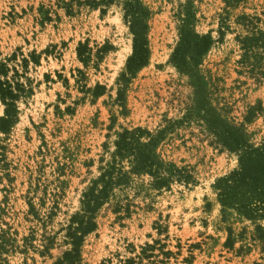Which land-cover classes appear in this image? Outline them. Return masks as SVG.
Segmentation results:
<instances>
[{"label":"rangeland","instance_id":"1","mask_svg":"<svg viewBox=\"0 0 264 264\" xmlns=\"http://www.w3.org/2000/svg\"><path fill=\"white\" fill-rule=\"evenodd\" d=\"M93 1L0 0V63L32 90L17 100L10 130L0 131V264H55L71 248L70 220L109 162L116 133L169 121L156 152L187 166L194 181L156 189L150 176L130 174L109 188L79 264H264L256 237L264 218L222 211L212 184L237 157L220 150L200 117V107L210 109L264 143V0H139L149 11L148 60L126 83L133 35L125 0ZM184 24L211 38L194 64L201 96L194 77L171 61ZM86 41L90 58H79Z\"/></svg>","mask_w":264,"mask_h":264},{"label":"trees","instance_id":"2","mask_svg":"<svg viewBox=\"0 0 264 264\" xmlns=\"http://www.w3.org/2000/svg\"><path fill=\"white\" fill-rule=\"evenodd\" d=\"M99 2H109V0H94L93 6H97ZM123 9L124 17L129 23V29L133 35L132 52L126 60V71L121 74V81L126 83L129 76L133 75L148 60L145 33L149 11L139 0H125ZM210 41V36L198 35L184 24L181 27L179 41L171 53L173 64L194 77L195 93L200 96L202 87L194 72V64L197 56L207 50ZM108 45L103 44L98 51L101 52L108 48ZM86 49L87 41L85 44L78 43L76 50L79 58H90L87 55L89 51L84 54ZM29 58L34 64H37L34 53H30ZM27 62V58H21L22 67H25ZM12 69L13 78H9L7 76L8 67L5 63H0V103L4 106L3 114L0 116V131L3 133H7L17 119L19 112L17 100L32 93L26 83L16 79L22 77L18 70ZM24 77L29 81L28 77ZM101 89L103 86L96 84L91 90L92 94L98 96L101 94L98 90ZM117 95V100L122 102L121 89L117 91ZM200 96L199 99H201ZM200 109L202 110L200 117L204 119L209 132L215 137V142L219 145L220 150H229L237 157L236 167L216 178L212 184L222 211L227 208L236 211L248 220L263 219L264 143L254 144L248 141L241 127L231 126L224 122L210 109L203 107ZM170 124L172 122L169 121L166 127L158 130L136 126L131 129H122L116 133L109 162L102 168L99 177L92 186L83 193L81 212L72 216L70 220L71 224L68 226L66 236L69 238L71 248L66 250L55 264H79L83 237L93 232L97 227L95 221L97 208L103 204L109 188L127 184L130 174L150 176L151 185L156 189L169 188L173 182L189 184L194 181L193 174L187 166H176L161 158L156 152V147L164 139V134ZM256 231V237L264 242V231L260 226H256ZM229 244L230 235L225 241V246H229ZM123 264H132V262L130 259H125Z\"/></svg>","mask_w":264,"mask_h":264}]
</instances>
